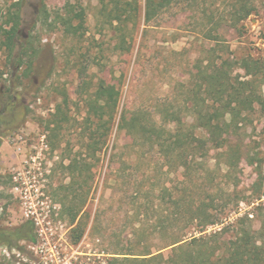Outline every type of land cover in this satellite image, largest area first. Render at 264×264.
<instances>
[{
    "label": "rangeland",
    "instance_id": "1",
    "mask_svg": "<svg viewBox=\"0 0 264 264\" xmlns=\"http://www.w3.org/2000/svg\"><path fill=\"white\" fill-rule=\"evenodd\" d=\"M239 1L172 0L147 23L145 0L124 22L113 0H0V264L185 259L175 247L224 229L221 243L244 229L264 244V115L255 107L223 125L219 143L190 130L198 67L247 80L259 69L246 61L264 65V0H249L257 13L237 30ZM70 20H83L75 34ZM102 84L119 91V104L100 118ZM9 94L17 102L6 111ZM178 128L195 135L182 158ZM203 215L215 224L203 228ZM77 225L85 232L75 244Z\"/></svg>",
    "mask_w": 264,
    "mask_h": 264
},
{
    "label": "trees",
    "instance_id": "2",
    "mask_svg": "<svg viewBox=\"0 0 264 264\" xmlns=\"http://www.w3.org/2000/svg\"><path fill=\"white\" fill-rule=\"evenodd\" d=\"M171 1L172 0H145V21L147 23L150 22L158 14L159 10L168 7ZM102 2H104V0H102ZM113 4L116 13L115 20L120 22H124V18H126L125 15L135 16L138 11L137 0H113ZM238 4L239 6L237 5L238 8H236L231 22L234 28L240 30L243 26L241 28L238 27L244 24L251 15L257 13V9L249 0H240ZM20 21V16H16L14 27L6 33L8 40L6 46L10 50L16 45V38L21 24ZM64 23L67 32L72 34H75V32L83 26V20L78 27L74 26L71 20L64 21ZM246 63L251 67L257 65L256 67H258L259 70H254L255 73L253 75L257 76L259 74L258 77L241 80L240 78L228 76L224 70L212 72L211 67L200 66L197 68L195 79L198 81L196 80V85L190 88V117L192 118L190 130L203 128L206 129V132L211 131L210 137L212 136L214 138L212 139L218 142L219 139H216L213 135L217 133V131H220L223 125H225V127H230L232 125H239L240 122L248 120L250 114L255 110V107H258L259 112L264 115V94L261 90L262 85H264V65H259V62L251 60L246 61ZM233 66L232 60L228 59L224 61V67H227L226 70L231 71ZM97 90L96 101L98 104L103 101V105H99V111L98 109L95 110L98 111L97 114L99 117L103 118V113L106 108L113 110V113L116 111L119 104V91L106 84L100 85ZM92 110H94L93 107ZM228 116L230 117L229 121H227ZM172 118L175 122L177 121L174 115ZM136 122L137 119H131L129 127L134 129L136 126L134 123ZM181 130L182 128H178L176 135ZM109 131L110 129L107 130V134ZM177 136L179 142V145L176 147L179 152L177 155L182 158L184 157V147L182 144L189 143V140L192 142L195 139V135L190 133L188 139H185L182 134H178ZM162 137L158 136L157 140L158 142L162 140L161 142L165 143L166 139ZM196 140L201 146L205 145V141L202 142V139L196 137ZM202 211H204L202 208L195 210L198 215ZM203 216L204 218L202 219L198 218L203 228L215 224L210 221L211 219H209L208 216ZM195 218L196 217H194V219ZM75 221L76 216L72 219V222L75 223ZM84 232L85 229L81 228L80 225L74 228L73 238L75 244L81 241ZM203 232L205 231H201V233ZM225 232L224 229L222 232L211 236L202 235L198 238L195 237L190 243L188 241L182 243L184 241L183 237H177L175 239V244H182L175 247L174 252H180L182 255H185V259L183 258L184 256H182V259H175L172 257L171 261L165 260L164 262V255L159 254L158 257L143 259L142 264H154L155 261H157L158 264H264V244L258 245L256 243L252 231L246 232V230L240 229L236 232L234 240L227 239L221 243L219 239ZM27 234V236L22 238L35 242L32 234L30 232ZM18 237H20V235H18ZM189 245L203 247L205 252L200 248L201 252L195 251L194 253L186 255V252H189L186 250Z\"/></svg>",
    "mask_w": 264,
    "mask_h": 264
},
{
    "label": "flooded vegetation",
    "instance_id": "3",
    "mask_svg": "<svg viewBox=\"0 0 264 264\" xmlns=\"http://www.w3.org/2000/svg\"><path fill=\"white\" fill-rule=\"evenodd\" d=\"M19 34H21V32H19ZM18 34V35H19ZM17 102V97H14L12 100L10 99V94L8 96V99H7V102H6V105H5V110L8 111L9 108H10V105L9 104H12V103H15Z\"/></svg>",
    "mask_w": 264,
    "mask_h": 264
}]
</instances>
